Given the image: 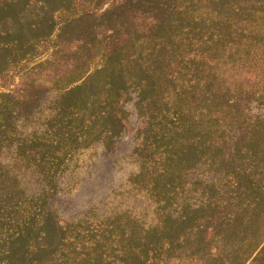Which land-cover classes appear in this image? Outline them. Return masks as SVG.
Listing matches in <instances>:
<instances>
[{"label": "rangeland", "instance_id": "obj_1", "mask_svg": "<svg viewBox=\"0 0 264 264\" xmlns=\"http://www.w3.org/2000/svg\"><path fill=\"white\" fill-rule=\"evenodd\" d=\"M156 1L157 10L151 11L147 0H0V132L5 124L14 129L17 138L41 136L71 81L82 78L72 88L83 80L80 85L97 88L103 79L96 75L101 69L97 66L111 45L115 54L141 55L150 64L147 55L160 42L155 38L162 28L158 23L169 21L168 33L176 43L185 40L183 33L192 29V42L184 41L180 47L184 59L196 60L194 54H203L208 58L204 75L209 67H217L229 88L242 85L250 92L240 100V122L225 130L230 139L225 136L228 140L221 153L235 149L225 166L202 162L184 171L181 187L166 201L153 196L148 183H135L140 162L134 152L142 143L144 119L133 91L122 103L121 134L107 147L98 141L77 151L54 175L51 185L18 155L14 143L0 144V165L16 179L24 196L42 199L40 208L60 226L100 227L119 218L122 225L130 219L138 228L151 230L194 210L192 225L201 231L189 236L192 248L182 247L174 254L178 255L176 264L187 263L189 253L199 264H210L209 259L215 260L211 264H221L236 255L248 259L246 264H264V102L257 98L264 92V18L255 27L256 41L250 39L252 42L238 47L239 39L234 38L235 45L228 44L229 40L216 45L214 40L226 32V19H236L230 25L236 34L249 31L248 22L240 21L235 12L241 4L231 3L235 0L225 1L222 7L218 3L222 0ZM263 5L260 0L255 8L263 11ZM154 17L161 18L154 22ZM209 19L222 22L221 32ZM113 30L111 43L108 36ZM209 46L218 50L213 52L215 60ZM242 64H251L253 69L250 73L238 69ZM257 120L263 122L257 123L260 129L254 132L251 121ZM242 174L250 176L252 183ZM220 222L224 224L220 226ZM190 225L183 221L179 226L185 238ZM112 229L118 233L121 226ZM129 229L127 226L125 232Z\"/></svg>", "mask_w": 264, "mask_h": 264}, {"label": "trees", "instance_id": "obj_2", "mask_svg": "<svg viewBox=\"0 0 264 264\" xmlns=\"http://www.w3.org/2000/svg\"><path fill=\"white\" fill-rule=\"evenodd\" d=\"M225 1L228 0L218 3L222 7L227 4ZM259 1H231L241 4L235 12L241 17L240 21L248 22L250 29L247 32L242 29L236 34L230 29L236 19H226L223 26L226 32L214 40L216 45L228 40V44L235 45L234 38H237L239 47L242 42L259 38L255 27L264 18V5L261 7L263 11L255 8ZM147 2V10H157L159 3L156 0ZM159 18L154 17V22ZM209 21L221 32L222 22ZM158 25L162 28L155 38L160 42L147 55L150 64H145L141 55L130 58L127 53L115 54L111 45L97 66L101 69L96 75L103 76V79L97 83L96 89L92 84L80 85L84 80L78 84L80 86L72 88L71 85L82 78L71 81L41 136L17 138L14 129L4 124L0 144L14 143L18 155L33 165L40 177L51 185L54 175L65 168L66 162L77 151L98 141L107 147L121 134L124 128L122 103L133 91L136 93V108L144 119L142 143L134 152L140 162L135 183H148L153 196L166 201L181 187L184 171L202 162L225 166L235 151L232 147L228 154L221 153V146L223 148L230 139L225 130L240 122L243 114L240 100L250 92L242 85L229 88L227 79L218 73L217 67H209V72L204 75L207 67L204 60L208 61L205 55L194 54L192 57L196 60L183 58L184 49L180 47L184 41L187 44L192 42V29L183 33L185 40L181 42L180 38L176 43L172 33H168L170 22ZM120 32L119 29L117 34ZM113 33L114 30L108 36L113 39L111 43L115 40ZM208 50L215 60L217 57L213 52L218 50L212 46ZM242 65L237 66L238 69L243 68L248 73L253 69L251 64ZM191 67L194 69L188 74ZM257 98L264 102V92ZM258 122L263 121H251L254 132L260 129ZM224 175L228 173L224 172ZM246 178L251 184L253 179ZM41 205L39 196H24L16 179L0 165V264H176L174 258L178 255L174 254L182 247L192 248L189 236L192 231H201L198 225H192L196 221V217L191 216L194 210L164 227L143 230L130 219L123 220L126 224L122 225L119 218L103 222L100 227L60 226L40 208ZM183 221L191 224V229H186V238L178 231ZM117 225L121 229L114 233L112 228ZM127 226H130L128 233L125 232ZM55 233L59 235L57 239ZM187 256L190 257L184 264H199L192 253ZM221 261V264H246L248 259L242 260L236 255ZM212 262L209 259L207 263Z\"/></svg>", "mask_w": 264, "mask_h": 264}]
</instances>
